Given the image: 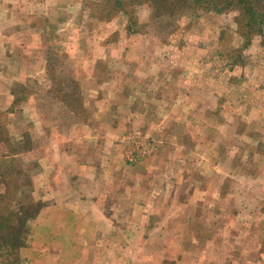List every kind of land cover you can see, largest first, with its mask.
<instances>
[{"label":"rangeland","instance_id":"obj_1","mask_svg":"<svg viewBox=\"0 0 264 264\" xmlns=\"http://www.w3.org/2000/svg\"><path fill=\"white\" fill-rule=\"evenodd\" d=\"M25 1H2L0 106L10 102L8 94L20 70L31 67L38 75L15 88L25 101L13 120L0 116V136L16 149L21 137L29 143V151L18 158L32 179L31 198L38 200L43 180L53 179L54 154L51 163L48 159L52 141L66 147L74 136H81L79 154L90 160L94 142L111 126L105 122L110 116L117 124L130 117L113 126L123 130L119 160H144L147 152L140 150L155 147L162 137L140 134L147 133V126L138 122L139 104H145L157 107L153 116L160 121L158 132L176 133L192 150L191 157L181 156L175 167H166L176 172L168 180L174 181L176 198H198L200 188L207 202L220 195L221 186L222 213L237 218L223 221L222 227L239 230L253 223L261 228L264 217L257 213L264 211V25L243 26L240 10L204 9L201 0H167L166 9L158 0ZM24 31H41V45L32 47L35 41L27 40L28 47L19 49L26 48L28 59L21 64L13 59L4 68L6 49L11 50L12 41L24 40ZM167 117L174 120H161ZM7 153L0 143V157ZM67 171L65 179H70ZM231 174L227 192L222 179ZM166 176L165 170L155 179ZM92 180L110 182L109 190L97 192L104 204L91 207V214L75 206L80 213L74 220L66 211L40 212L28 223L30 234L18 252L19 264H197L199 242L182 237L189 219L173 216L184 210L165 204L150 219L138 222V167L96 174ZM49 190L46 186L51 196ZM116 194L126 200L125 219L116 218L112 202L111 208L105 205ZM207 204L199 206L198 216L210 211ZM195 208L188 207L186 216L191 218ZM253 212L256 219L249 217ZM108 215L110 222L99 219ZM166 216L173 219L167 221ZM138 227H143L140 235Z\"/></svg>","mask_w":264,"mask_h":264},{"label":"crops","instance_id":"obj_2","mask_svg":"<svg viewBox=\"0 0 264 264\" xmlns=\"http://www.w3.org/2000/svg\"><path fill=\"white\" fill-rule=\"evenodd\" d=\"M2 1L4 0H0V26L2 25V21H4L3 19L5 17V14L3 13L4 5L2 4ZM41 37V31H24V40L12 41L9 45L11 50L6 49V67L4 68H8L9 63L13 59H15L18 64H21L26 61L28 59L26 52H24L26 48H19L28 47L27 40L35 41L32 47H39L41 45ZM0 41L5 42V40ZM14 44L16 45L15 48ZM16 61L14 62L17 63ZM20 75L18 79L14 81H21V84L16 82V84L12 86L11 91L8 94V102H10L8 104L5 102V104H7L8 106H5V104H1L0 106V116L10 115L9 117L12 120L14 119V116L18 115L17 108L19 104L25 101L26 97L23 93H20L18 90L16 91L15 88H23L22 81H24L28 77L30 78L38 75V72H36L34 68L24 67L22 70H20ZM12 77H15V75L12 74ZM141 105H143V107ZM144 106L145 104H139L138 116L142 117L138 118V122H140V124L142 125L145 124L147 126V129H145L147 130V133H143L142 131L140 133V130H138V133L145 134L146 137H162L159 140H155V147H152L147 150H140L142 152H147V158L144 157L145 159L141 161H139L138 159V163L134 162L135 164H133L129 158H125L124 161L119 160L121 159L123 153L122 145L120 144L122 137L120 138L119 135L120 133H122L120 132V130H123L120 129L115 131L113 129V126L115 127L116 125L122 124L123 121L127 119V117L125 118V120H119L118 124L115 123V120L111 116L105 121L108 126L111 125L106 129L104 128V131L106 130V132L109 134H101L99 137L100 140L94 142V157L90 160H86V158L82 157L79 154L80 148L78 147L80 143H82V139L79 140L81 136H74V141L72 142V144L66 147L63 146L61 141L53 140L55 137L52 138V142L54 145L50 146L49 148V154L51 155L48 156V159L51 163L52 154H54L53 164L56 166V168L54 169L55 173L53 179L43 180L40 186L42 187L43 194L39 195L38 200L34 199V202L36 203L35 208H38V213L36 216L40 215V212H42L43 210L46 211L53 208L55 209V212H68L70 215H72L71 219L74 220L76 219L74 214L80 213L78 212V210L74 209L75 206L84 207L85 212L87 214H91V207H97L98 204H104V202L101 201V197H103V195L100 194V197L98 198L97 196L99 195V193L97 192H103L105 190L110 189V182L106 181L102 183V181L92 180L93 178H95V175L100 173L111 172L113 170L117 171L124 168L125 166H129L131 169H136L138 167V175L142 179L138 180V209H136V212L138 211V217H136L138 219V222H143L150 219L152 216L160 212L159 208L161 206L166 204L168 208L173 207L185 211L182 214L180 212H176L178 214L174 213V217H180L182 215L184 217V221L187 220L186 217H188L189 219L186 221L187 223L183 225L182 237L188 236L191 238L192 242L193 240L199 242V246H197V248H199V253L201 257L199 259L196 258L195 263L264 264V220L263 223L260 224L261 228L259 229H256L253 223H247L245 229L239 230L238 228L234 229V227L232 226L222 227L223 221L232 222L237 218H233V216L231 215H226L222 213L223 188H221V186L218 187V190H220V195L217 196L216 194V197L214 196V198L207 199L209 201V204L207 205L212 206V208H210V211L207 214H202L201 216H198V210L200 209L199 206H204L202 204H206L208 201L205 202L204 198L200 196V188L196 189L198 198H176V192L172 190L175 187L174 181H168L169 178L173 177L174 173L176 172H171V170L166 167H169L170 165H173V167H175V162L181 156L183 158H186L187 156L191 157L190 155L192 150L191 148L187 149V146L182 144L181 141H179L176 133H169L167 130L166 132H158L156 130V127L160 125V121L158 117L153 116V112L157 110V107L148 106L147 108H145ZM3 108L5 110L1 111ZM148 109L151 110V113L145 114L144 111H147ZM129 119L130 117L127 119V121ZM161 120L172 121L174 120V118L167 117ZM198 133L201 132L199 131ZM164 135L165 137H163ZM84 137L87 139L89 136L85 135ZM94 137H96V135L91 136V138ZM2 140H6V143H3ZM22 140L23 137H21L20 140H17L15 142L16 147L19 146V144L21 145L16 149L13 148L11 144H8L9 141L7 138L0 136V143H3L8 151L7 154L1 155V157L5 156L7 161L10 159H16L19 162L16 166H18V169L23 170L24 173L28 175V179L26 180V185H23L25 184V181L23 179V176H20L17 182L18 185L22 187L21 189H19L18 194L20 193V191L24 190L26 193H28V198H31L30 190H32L33 187L32 179L30 174L28 173V170L25 168L23 160L18 158V156L22 154V151L28 152L30 149L28 147L29 143L27 144V141ZM197 141L198 140L196 139V142ZM197 147H199V143L197 144ZM207 150L210 149L207 148ZM215 150H217V148H215ZM46 165L47 163L45 162L44 167ZM64 170H68L67 173L70 175V179H65L66 176L63 172ZM165 170L167 172V179L160 180L158 182L155 179L156 175ZM171 173L173 174V176L170 177ZM91 176L92 178L89 180L84 179V177ZM45 177L49 178V176L46 174ZM231 179L232 174L230 178L226 177L222 179V187H225V191L228 190L229 184L230 187H232L233 182L231 181ZM131 185L135 186L134 184ZM46 186L50 187L49 192H51V196H48V192L45 191ZM2 190H4V186ZM53 195L55 197V201L52 200ZM121 195L122 194H116V198H114L112 201H106L105 205L111 208L112 202V204L114 205V207L112 208L114 210H112L113 213H118L116 218L125 219L127 214L125 212V209L123 208V204L126 202V200L123 199ZM190 206H196V208L191 214V218H189V216H186L187 208H190ZM257 215H261L262 217H264V211H262L261 213H257ZM173 216H166L165 219L167 221H171L173 219ZM249 217H254L256 219V215L254 212ZM99 219L106 220L108 222L112 220L110 215L100 216ZM188 223L190 224L189 229H186V225H188ZM195 223H198L197 227H195ZM140 225H142V223ZM142 229L143 227H138V235L141 234V232L143 231ZM197 237L203 238V241L200 243ZM243 237L244 240H242ZM229 238H235V241L233 239L230 240ZM254 239H257V241L261 243L255 244ZM174 264H178V262L176 261V263Z\"/></svg>","mask_w":264,"mask_h":264},{"label":"trees","instance_id":"obj_3","mask_svg":"<svg viewBox=\"0 0 264 264\" xmlns=\"http://www.w3.org/2000/svg\"><path fill=\"white\" fill-rule=\"evenodd\" d=\"M178 2L185 3L186 0ZM158 3L161 9H166L167 0H158ZM201 3L204 9L219 12L232 8L240 10L243 26L258 28L259 24L264 25V0H201ZM2 141L6 143V140ZM18 163L16 159L7 161L5 156L0 157V264H19L18 252L26 245L30 234L28 223L38 213L36 203L33 198H28V193L22 190L18 194L22 187L18 185V179L23 176V185L28 179V175L16 166Z\"/></svg>","mask_w":264,"mask_h":264}]
</instances>
